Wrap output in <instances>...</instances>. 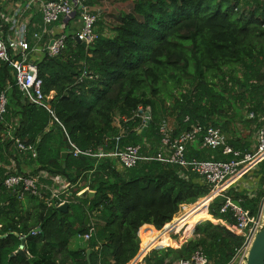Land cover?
<instances>
[{"label": "trees", "instance_id": "1", "mask_svg": "<svg viewBox=\"0 0 264 264\" xmlns=\"http://www.w3.org/2000/svg\"><path fill=\"white\" fill-rule=\"evenodd\" d=\"M132 2L112 35L95 9V43L85 48L69 38L59 56L32 57L43 92L51 96L42 104L19 89L12 66L0 64V96L7 98L0 119V264H132L183 206L211 191L188 166L158 160L161 125L171 120L174 137L196 125L219 128L242 152L252 150L253 134L264 128V0ZM3 23L0 17V35L6 38ZM141 111L151 113L145 137ZM118 138L121 146H141L136 167L122 169L110 156H74L75 149L112 152ZM18 142L36 153L19 150ZM64 153L69 156L63 158ZM186 156L189 161L232 158L202 148V135L188 144ZM254 172L259 179L254 196L231 188L210 203L208 212L207 203L197 205L138 264H173L199 249L210 264H230L245 239L219 224L235 223L232 213L221 209L231 198L258 214L264 161ZM11 175L38 177L47 186L50 177L60 176L78 190L69 194L64 213L49 205L47 188L41 190L43 198L7 189ZM85 189L94 195L83 196ZM23 238L25 255L19 253Z\"/></svg>", "mask_w": 264, "mask_h": 264}, {"label": "built area", "instance_id": "2", "mask_svg": "<svg viewBox=\"0 0 264 264\" xmlns=\"http://www.w3.org/2000/svg\"><path fill=\"white\" fill-rule=\"evenodd\" d=\"M92 0H31L33 4H37L42 12L43 31L30 32L27 26L21 25L20 28L13 34H7L6 38L0 35V64H9L13 68V75L19 89L26 94L33 102L44 103L51 96H45L43 92V80L38 76V68L33 62L32 57H40L42 54H47L50 57L59 56L65 49L69 38L86 43L87 46L92 45L97 40L96 26L99 20L97 14L89 6ZM80 12L81 26L73 31L59 32L52 40H45L47 27L60 22V20H69L68 22H76V14ZM5 22L10 23L11 19L2 16ZM86 75L84 72L83 77ZM82 77V78H83ZM81 78V81H82ZM7 110L6 94L0 96V119L3 118ZM141 118L146 122L144 111H141ZM253 115H251L252 117ZM126 120V119H124ZM123 133V132H122ZM160 133L162 135V150L157 158L164 163L178 164L188 166L191 171L200 176L206 184L211 188L210 193L201 199L197 205L207 203L205 209L210 203L219 196H223L231 188H234L236 183L247 174L254 172L260 163L264 161V128L256 135L255 147L247 152L235 150L228 144L227 137L219 128L203 127L202 125L193 126L192 130L184 132L180 136H173V130L166 124L161 125ZM202 135V148L212 150H222L223 155L231 156L228 161L215 160H192L187 159V146L194 142ZM122 136V135H121ZM118 143L112 152H107L105 148L100 147L96 150L88 149L81 151L74 150V156L81 155L93 156L97 159H103L110 156L116 161L118 167L122 169H132L136 167L142 158L141 146L128 145L121 146ZM18 148L21 151L35 152L32 146H25L18 142ZM36 153V152H35ZM43 178H48L47 174L42 175ZM52 186H47L39 181V178L26 177L23 175H11L5 180L4 186L18 194H31L43 198L42 189L47 188L51 191L50 198L47 199L49 205L60 207L68 201V196L71 189L74 187L65 178L60 176L50 177ZM62 185V187H59ZM264 204V199L262 200ZM261 201V203H262ZM196 205V206H197ZM261 207V204H260ZM195 208V207H194ZM222 213H232L235 223L228 224V228L234 231L237 235L242 236L245 241L243 246L236 251L230 264H246L251 245L255 236L263 228L264 207L257 215H253L249 210L242 206L236 205L235 201L227 198L224 206L221 209ZM184 219V218H183ZM181 219V220H183ZM174 224L172 227L158 232L157 235L150 238L146 245V250L142 251L132 264H138L140 257L146 251L151 250L154 246L163 239L166 234L168 239L175 229H178ZM183 228V227H182ZM94 229L83 237L84 241H88ZM38 230L32 232L35 235ZM158 240V241H157ZM157 241L154 245L149 246ZM173 264H210L209 259L202 249L197 250L190 259L178 260Z\"/></svg>", "mask_w": 264, "mask_h": 264}, {"label": "crops", "instance_id": "3", "mask_svg": "<svg viewBox=\"0 0 264 264\" xmlns=\"http://www.w3.org/2000/svg\"><path fill=\"white\" fill-rule=\"evenodd\" d=\"M96 8L97 7H94L92 9L95 10ZM77 14L75 17H77ZM3 15L6 16L7 18H10L11 22L10 23L5 22V20L2 19ZM0 17L1 20H3L4 22L3 25L5 27L6 35L13 34L20 28L21 25H25L26 23L29 31L32 33L43 31L42 12L40 10V7L37 4H33L31 0H0ZM68 21L69 20L67 19L66 20L62 19L60 20V22L47 27V31L45 33V39L47 40L45 41L46 42H48V40L51 41L52 38H55L59 32L63 31V29L65 31H73L75 28L81 26L80 16L76 18V22L74 23ZM53 94L54 92L51 93V95ZM255 143H256V135L253 137V147H255ZM247 175H248L247 178L243 177L242 179H240L236 183L234 188H236V190H238L239 192H246L248 196L252 197L256 194L259 179L256 177L255 172H251L250 174ZM74 189L75 187L71 189L70 194H72V191H75ZM88 193L90 194V196L91 194H94L93 192L85 189L82 195L86 196L88 195ZM91 218L93 220L95 217H91ZM221 224L228 227V224L224 221H221ZM145 227L153 228V226L150 225H146ZM79 243L81 245H84V242H79Z\"/></svg>", "mask_w": 264, "mask_h": 264}, {"label": "rangeland", "instance_id": "4", "mask_svg": "<svg viewBox=\"0 0 264 264\" xmlns=\"http://www.w3.org/2000/svg\"><path fill=\"white\" fill-rule=\"evenodd\" d=\"M132 7H133L132 0H126V1L104 0L98 4L96 9H97V11H99L101 13L102 20L106 24V32L108 34L112 35V33H113L112 29L119 22L118 16L120 15V13H122V12L128 13L132 10ZM116 123L119 124V120H117ZM168 124H169V126L170 125L173 126V122L171 120H169ZM252 129H254V127H252ZM247 131H249V130H243V133L246 132V134H247ZM253 135L255 136V133ZM41 174L43 175V173H41ZM247 176L248 175L244 176V178H247ZM84 184H85V182H81L78 186H83ZM59 187L63 188L62 185H59ZM74 190L77 191L78 187H76ZM197 204L198 203H196L194 205L183 206L181 208L180 212L178 213V215L175 217V219L169 224V226L172 227L174 224H177L178 221H180L186 215H188L191 212V210L194 209V207H196ZM206 210L208 212V207L206 208ZM202 219H204V218H202ZM207 219L212 220V218H207ZM213 222L219 223V221H217V220H215V221L213 220ZM219 224H221V223H219ZM166 229H167V226L163 230H166ZM175 231H177V229H175L174 232ZM181 234H182V232H181ZM179 236L180 235H178L177 237H179Z\"/></svg>", "mask_w": 264, "mask_h": 264}, {"label": "water", "instance_id": "5", "mask_svg": "<svg viewBox=\"0 0 264 264\" xmlns=\"http://www.w3.org/2000/svg\"><path fill=\"white\" fill-rule=\"evenodd\" d=\"M78 43H80L83 47L87 48V44L86 43H82L80 41H78ZM146 116V122L145 125L142 129V136H146L147 132L149 130V127L151 125V113L150 112H146L145 113ZM63 158H67L69 156V153H64ZM86 193V192H84ZM94 194H91V196H93ZM236 205L241 206V204L237 201H235ZM264 207L263 201L261 203V207H260V212L262 211ZM58 209L61 212L67 213L69 211V202H66L64 205L58 207ZM86 223H89V216L86 217ZM25 242L26 239L23 238L22 239V245L20 248V254L25 255ZM90 254V251H88V255ZM246 264H264V227L258 232V234L255 236L254 241L251 245L250 251H249V255H248V259H247V263Z\"/></svg>", "mask_w": 264, "mask_h": 264}, {"label": "bare ground", "instance_id": "6", "mask_svg": "<svg viewBox=\"0 0 264 264\" xmlns=\"http://www.w3.org/2000/svg\"><path fill=\"white\" fill-rule=\"evenodd\" d=\"M189 214H190V213H189ZM189 214H188V215H189ZM188 215H186L185 217H187ZM185 217H184V218H185Z\"/></svg>", "mask_w": 264, "mask_h": 264}, {"label": "clouds", "instance_id": "7", "mask_svg": "<svg viewBox=\"0 0 264 264\" xmlns=\"http://www.w3.org/2000/svg\"><path fill=\"white\" fill-rule=\"evenodd\" d=\"M200 201V200H199ZM238 202V201H237Z\"/></svg>", "mask_w": 264, "mask_h": 264}]
</instances>
